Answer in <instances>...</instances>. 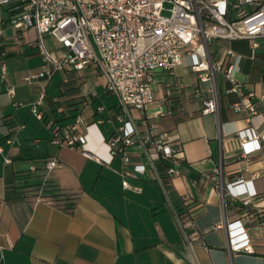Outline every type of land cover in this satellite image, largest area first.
Segmentation results:
<instances>
[{
    "label": "crops",
    "instance_id": "obj_1",
    "mask_svg": "<svg viewBox=\"0 0 264 264\" xmlns=\"http://www.w3.org/2000/svg\"><path fill=\"white\" fill-rule=\"evenodd\" d=\"M14 12L0 5V53H5L0 55V264H264V226L257 227L264 221V142L248 157L241 154V136L264 134V115L247 117L235 112L230 104L236 95L225 92L230 85L222 73L216 75L218 112L202 114V98L193 94L197 73L189 72L195 56L185 55L173 74L165 72L158 78L152 107L170 111L155 120L157 130H174L179 137L183 152L180 173L168 180L166 188L147 168L137 178H126L141 189L139 192L124 188L117 171L119 161L111 156L107 143L118 125L114 115L120 107L118 100L109 104L104 115L111 121L95 122L99 116L93 109L102 103V93L114 96L105 91L104 77L97 69L67 71L66 81L62 73L54 96L46 94L47 82L39 106L48 130L47 120L68 124L81 113L89 123L83 145L71 148L50 143L51 133L41 136L40 124L30 110L25 118L14 119L7 103V85L22 83L25 75L37 72L42 63L34 45L35 29H15L11 25ZM229 42L213 41L210 48L215 51L218 44L229 47ZM239 54L236 76L241 90L264 94V44L255 53L248 48ZM15 56L38 57L39 61L11 72L7 63ZM2 62L5 78L1 77ZM94 77L100 78L103 91L85 106V94L95 91L90 83ZM31 86L35 93L28 103L37 99L43 82L35 79ZM17 96L15 91L10 98L19 102ZM131 115L139 123L140 113L132 109ZM17 121L24 126L9 143L10 124ZM49 157H55L58 165L46 168ZM31 166L36 167V181L53 180L78 196L71 212L47 199L17 198L18 175ZM239 177L248 181L241 188L259 195L250 207L253 215L246 225L250 253L229 246L228 225L242 217L246 208L217 188ZM184 195L189 197L186 202ZM188 213L195 215L194 226L184 233L178 215ZM192 232L199 238L189 245L187 234Z\"/></svg>",
    "mask_w": 264,
    "mask_h": 264
},
{
    "label": "built area",
    "instance_id": "obj_2",
    "mask_svg": "<svg viewBox=\"0 0 264 264\" xmlns=\"http://www.w3.org/2000/svg\"><path fill=\"white\" fill-rule=\"evenodd\" d=\"M1 6L15 11L11 25L21 31L33 28L34 42L42 63L35 73L24 79L33 82L41 79L43 86L37 99L31 104V113L42 119L39 106L45 98L44 86L56 71H85L91 67L104 77V89L118 100L120 112L114 117L118 125L107 140L110 154L119 161L117 171L123 177L122 186L139 192L141 189L127 181L137 178L147 168L163 183L159 167L167 180L180 173L183 160L181 142L174 130H157L156 118L170 113L168 109L153 105L155 83L163 73L173 74L185 55L195 56L189 66L197 73L194 96L202 98V114L217 113L219 90L216 75L222 73L229 83L225 89L236 95L230 106L247 117L264 115V94L252 90L243 92L236 73L240 54L231 47L218 44L212 51L210 44L220 40H246L255 53L264 44V0H0ZM236 11V15L233 12ZM51 37L58 46L49 48L45 42ZM5 53H0L4 55ZM6 76L5 63H1V77ZM200 83H208L201 87ZM6 93L14 97L13 85H7ZM96 91L85 94L84 105L97 99ZM19 104V102H15ZM140 113L139 123L134 121L131 110ZM105 106L99 102L93 114L96 123L111 121L105 116ZM51 130L50 143L77 148L85 143L88 121L79 113L68 124L47 120ZM10 124L6 138L14 142L23 128ZM15 133L14 137L10 135ZM35 142V141H33ZM264 134L251 138L241 136V154L248 157L259 150ZM139 147V151L131 148ZM6 162H10L6 159ZM58 165L55 157L45 161L46 168ZM36 167L31 166L30 171ZM248 181L239 177L234 181L217 185L220 193L246 208L242 217L230 223L231 242L235 251L252 252L246 225L251 221V206L258 201V193L241 188ZM189 200L188 195L183 201ZM193 213L178 215L180 228L194 226ZM217 225L216 227H219ZM264 226V221L257 227ZM198 233L187 234V243L193 244Z\"/></svg>",
    "mask_w": 264,
    "mask_h": 264
},
{
    "label": "rangeland",
    "instance_id": "obj_3",
    "mask_svg": "<svg viewBox=\"0 0 264 264\" xmlns=\"http://www.w3.org/2000/svg\"><path fill=\"white\" fill-rule=\"evenodd\" d=\"M236 11L233 12V15H236ZM45 42L49 48H53L58 46L57 42H55L51 37H46ZM11 63H7V67L10 69L11 72H17V71H22L25 70L27 66H30V64H34L39 61L38 57H26V56H15L12 58ZM190 73H195L193 70L190 68ZM62 79V73L60 71H56L53 76L49 79L48 83L45 86L46 94L48 96H54L59 92V84ZM93 82L95 86V91L97 93H101L103 91V85L100 82L99 77H94L90 79V83ZM95 82V83H94ZM32 82H28L26 80L22 81V83L17 84L13 83L15 86V91L17 92V100L19 101V104H16L15 100L13 101L10 96L7 94V103L10 104L11 109H12V114L14 119H16L19 116H22L25 118L30 110V106L32 102L28 103L27 100H29L32 95L35 93V89L31 86ZM102 104L107 107L109 104L116 102L117 99L115 96H110L108 97L106 94L102 93ZM31 100V99H30ZM17 110V113L15 112ZM33 115V114H32ZM55 115L58 116L59 113L55 112ZM33 117L38 121L40 124L38 128L39 131L42 132L41 136H49L51 133V130H48L47 126L44 124L41 119L37 118L35 115ZM22 124V122L17 121V126L16 129L18 130L19 126ZM158 125V124H157ZM15 133H12L10 135L11 137H14ZM45 138V137H43ZM44 143H47L46 139H42Z\"/></svg>",
    "mask_w": 264,
    "mask_h": 264
},
{
    "label": "trees",
    "instance_id": "obj_4",
    "mask_svg": "<svg viewBox=\"0 0 264 264\" xmlns=\"http://www.w3.org/2000/svg\"><path fill=\"white\" fill-rule=\"evenodd\" d=\"M229 47L233 48L238 53L248 49L246 40L230 41ZM162 170V167H159L164 186L168 188L169 181L165 178ZM36 177H38V175L34 174L33 171L30 170L19 173L17 179L20 181V184L16 186L17 198L26 199L29 197H36L40 199H47L53 201L57 206L68 212H71L74 209L78 199L76 194L60 187L59 184L55 183L53 180L43 179L41 181H36Z\"/></svg>",
    "mask_w": 264,
    "mask_h": 264
}]
</instances>
